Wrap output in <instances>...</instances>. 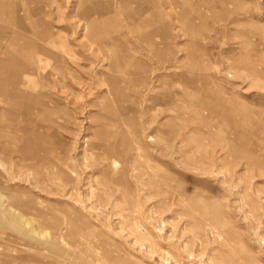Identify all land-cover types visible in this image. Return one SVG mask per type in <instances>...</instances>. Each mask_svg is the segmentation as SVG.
Instances as JSON below:
<instances>
[{"label": "rangeland", "instance_id": "rangeland-1", "mask_svg": "<svg viewBox=\"0 0 264 264\" xmlns=\"http://www.w3.org/2000/svg\"><path fill=\"white\" fill-rule=\"evenodd\" d=\"M1 1L0 264H264V0Z\"/></svg>", "mask_w": 264, "mask_h": 264}, {"label": "bare ground", "instance_id": "bare-ground-1", "mask_svg": "<svg viewBox=\"0 0 264 264\" xmlns=\"http://www.w3.org/2000/svg\"><path fill=\"white\" fill-rule=\"evenodd\" d=\"M7 1V0H6ZM11 1V0H10ZM13 5V4H12ZM5 6L4 3L0 0V10H3L5 9ZM15 8V7H14ZM12 8V9H14ZM11 12V10H10ZM5 13V12H3ZM13 13V12H12ZM11 13V14H12ZM6 14V13H5ZM10 14V13H9ZM13 15V14H12ZM11 15V16H12ZM1 17V16H0ZM11 18V17H10ZM13 18V17H12ZM14 19V18H13ZM9 21L11 20H8L7 24L10 23ZM37 21V20H36ZM4 23V22H3ZM3 23H0V28L1 27H5L3 26ZM37 23V22H36ZM39 23V22H38ZM6 25V24H5ZM3 29V28H2ZM9 54V60L11 59V56H10V52H7ZM3 55V54H2ZM7 59V58H6ZM3 60V59H2ZM6 62V61H5ZM12 62V61H11ZM15 62V61H14ZM6 64V63H5ZM13 65V64H12ZM22 69V67H21ZM71 78V77H70ZM75 80V79H74ZM0 84L2 85L1 87V90L4 88L3 85V81L0 80ZM0 90V92H2ZM4 93H7V91H5ZM21 100V99H20ZM44 134V133H43ZM32 137V136H31ZM37 137V136H36ZM39 137V136H38ZM42 137V136H41ZM40 137V138H41ZM43 138V137H42ZM45 138V137H44ZM29 202V201H28ZM27 213V212H26ZM0 217H4L6 219H8L6 222L9 224V227H11L14 231L18 232V233H21L22 235L24 236H27L28 239H31L33 241H36V243L38 245H40V247L45 244L47 241H49V237L50 235L47 233V231L43 230V229H39L36 225V222H35V219L33 218H25L23 217L21 214H14L13 212H10V211H3L2 213H0ZM32 216V215H30ZM28 225L30 227H28ZM4 228H6L4 226ZM53 243V242H51ZM70 243H66L64 244V246L58 248L59 252H62V253H68L69 250H67V246L69 247ZM24 249V248H23ZM29 250L31 249L30 247L28 248ZM15 250V249H14ZM79 250V249H78ZM33 252V251H32ZM35 253V252H34ZM13 254V252H12ZM22 257V256H21ZM31 261V260H30ZM115 264H126L124 262H122V260H120L119 258L114 259L113 261ZM107 264V263H105Z\"/></svg>", "mask_w": 264, "mask_h": 264}, {"label": "crops", "instance_id": "crops-1", "mask_svg": "<svg viewBox=\"0 0 264 264\" xmlns=\"http://www.w3.org/2000/svg\"><path fill=\"white\" fill-rule=\"evenodd\" d=\"M18 5H23L25 7L28 8V2L27 0H22V1H19L17 3ZM37 20V21H36ZM34 19L33 23H32V27L35 29H37V27L41 24L40 22V18L38 19ZM37 22V23H36ZM39 22V23H38ZM45 29H47V27L42 23V33H41V36L42 37H45L47 35V32L45 31ZM10 33L12 34L11 35V38H10V56H11V59L9 60V57L7 60H4L3 62H1L0 64L3 65V67L1 68V71H3L4 69H6V73L9 72V74L11 75V73H14L16 75H21V74H24L26 73L25 72V69L27 68L26 64L19 58V56L17 55V52H16V49L18 46H16V40L13 36V31L11 29ZM1 34L3 35L4 32L1 31ZM41 50V49H40ZM43 52V49L42 51ZM45 54V57L46 58H50L51 55L53 54H50L49 53V49H45L44 52ZM52 58H60L59 56H52ZM61 59V58H60ZM6 61V62H5ZM12 61V62H11ZM15 61V62H14ZM6 63V64H5ZM13 64V65H12ZM22 67V69H21Z\"/></svg>", "mask_w": 264, "mask_h": 264}]
</instances>
